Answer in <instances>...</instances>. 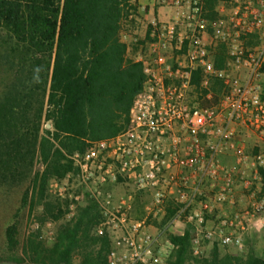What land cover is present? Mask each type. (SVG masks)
I'll list each match as a JSON object with an SVG mask.
<instances>
[{
    "label": "built area",
    "instance_id": "obj_1",
    "mask_svg": "<svg viewBox=\"0 0 264 264\" xmlns=\"http://www.w3.org/2000/svg\"><path fill=\"white\" fill-rule=\"evenodd\" d=\"M200 2L193 1L185 33L177 31L178 22L152 25L149 60L138 61L147 80L133 101L127 127L111 139L87 142L82 155L71 157L77 172L67 177L76 179L78 191L69 195L68 210L73 215L82 196L95 203L100 214L95 233L111 241L109 264H165L176 250L169 236L179 223L192 226L193 256L211 242L241 250L249 224L264 213L263 194L231 217L218 216L213 223L206 217L214 212V203L233 204V172L219 161L220 155L232 150L237 164L250 166L252 180L263 179L264 152L249 158L233 141L241 135L264 141V102L257 83L264 79L259 72L264 63V0H231V13L213 22L204 19ZM250 39L254 45L248 48ZM220 45L227 60L216 70L210 56ZM197 68L202 86L207 76H215L225 87L213 106L201 107L191 99V74ZM110 184L130 189L114 194ZM56 186L50 191L55 193ZM61 190L55 194L65 198L67 188ZM139 195L150 200L142 202L145 216L137 219L132 215ZM169 208L174 215L152 226L148 218L156 220Z\"/></svg>",
    "mask_w": 264,
    "mask_h": 264
},
{
    "label": "trees",
    "instance_id": "obj_2",
    "mask_svg": "<svg viewBox=\"0 0 264 264\" xmlns=\"http://www.w3.org/2000/svg\"><path fill=\"white\" fill-rule=\"evenodd\" d=\"M230 2L205 0L204 18L214 21L215 8ZM138 16V0H0V34L9 38L26 80L0 101V188L29 181L22 199L29 214L36 212L41 224L57 225L51 243L38 230L20 243L18 225H9L0 262L109 264L111 241L95 233L100 220L95 203L78 207L66 220L69 203L54 198L49 183L76 174L71 157L82 155L87 142L111 139L127 127L133 101L147 80L143 63L126 56L122 41L124 27L132 29ZM151 31L149 26L139 45L152 42ZM214 57V68L223 69L225 48L220 45ZM259 72L264 76V63ZM202 81L197 68L191 96L206 95ZM213 82L220 86V80ZM260 98L264 102V83ZM174 213L169 208L162 224ZM169 239L176 250L167 264H264L251 249L235 255L217 245L193 257L189 228Z\"/></svg>",
    "mask_w": 264,
    "mask_h": 264
},
{
    "label": "rangeland",
    "instance_id": "obj_3",
    "mask_svg": "<svg viewBox=\"0 0 264 264\" xmlns=\"http://www.w3.org/2000/svg\"><path fill=\"white\" fill-rule=\"evenodd\" d=\"M176 0H154V5L156 9H160L165 16L170 17L167 21L162 23H154L157 25H169L171 23L178 22V30L177 31H184V27L187 24V17L190 13V10L193 8V1L194 0H180L178 5L175 4ZM200 6L202 7L203 17H204V3L205 0H200ZM215 11L218 17L214 20H220L225 15H229L232 11V5L229 3L227 5L219 4ZM205 19V18H204ZM207 20V19H206ZM208 21V20H207ZM182 22V23H181ZM209 22V21H208ZM213 22V21H211ZM140 23V22H139ZM181 23V24H180ZM138 27H134L133 29L124 27L122 31V41L126 43L128 54L129 56L132 55L134 52H138L141 49V52H145L146 60H149L148 55V47L141 46L138 44L139 35L141 24H138ZM143 26H146L143 24ZM147 25L146 27H148ZM152 27V26H151ZM146 29V28H145ZM187 29V28H185ZM130 30V31H129ZM144 30V28H143ZM207 32L210 34L209 29ZM143 33V32H142ZM8 42L10 44H4ZM209 43V38L208 42ZM253 40H248L245 44L248 48L252 47ZM12 44L9 42V38L4 35L3 33L0 34V101L4 99L9 93H15L23 86L26 85L25 80V70L21 69L19 66L18 56L15 53H12L10 48ZM168 56H173V52L167 54ZM215 53H213L211 57V61L215 60ZM227 60V57H226ZM245 76V73L241 74V78ZM207 84L202 86V88L207 93L211 94L210 100H206L205 96L199 97L201 95H197L194 92V95L191 96L192 101H195V104L200 105L201 107H208L213 106L216 104L217 100L224 94L225 87L221 80L215 76H207ZM214 80H220V86L213 85ZM262 89V85L264 83V79H260L258 82ZM213 89V90H212ZM193 92V91H192ZM191 92V93H192ZM206 93V94H207ZM193 94V93H192ZM46 129V125L44 126ZM242 136V135H241ZM235 138L233 141L234 146L239 145L240 147H244V154L251 158L253 154L257 151L264 152V141H261L258 135H253L251 138H243V137ZM219 161L225 166L228 167L229 170H232L233 177H234V185L232 187V195L235 194L233 197L230 198L233 204H229L225 202L221 205L218 203H214V212L211 215H207L208 223H213L218 221V216L225 215L227 217H231L235 212H239L240 210L244 209L250 200L256 199L257 201L261 200V195L264 194V188H262V181H254L251 179V168L249 165H239L237 164L236 157L234 156L232 150L227 152L224 155H220L218 158ZM35 169H40V165H35ZM33 170V171H34ZM33 175V172H32ZM72 175V174H71ZM250 182V183H249ZM246 183H249L250 186H246ZM56 184V188H52V190L57 193V191H62L61 187H66L67 192L65 194V198H59L57 194L51 192V185ZM66 184V185H65ZM30 183L25 182L22 185L14 188H0V255L4 250V230L11 224H17L19 228V240L20 243L25 242L26 237L29 233L33 231H40L42 239L47 243H51L55 236L56 224L51 222H45L43 224L39 223L36 219V212L29 214L27 206H24L22 199L25 190L29 189ZM78 182L74 177L71 178L66 177L64 180L58 181H51L49 183V193L56 199L64 202L65 200L68 201L70 204V196L75 195L78 191ZM209 187V183H208ZM207 187V188H208ZM130 188L123 187V186H116L110 184L108 190L112 191L114 194H121L128 191ZM210 189V188H208ZM211 193V192H210ZM254 193L255 197L251 198V194ZM213 193L209 194V197L212 198ZM138 199L135 201V207L137 211L132 215L134 218L140 219L145 216L144 213L140 211L142 207V202H148L150 198L146 196H137ZM136 197V198H137ZM238 197V198H237ZM88 202L85 198L77 204L76 209L78 207H83ZM67 215L65 217L66 220H69L74 217L75 211L73 215L70 214V211L67 207ZM165 214L159 215L160 218L158 219H150L151 225L154 227H158L162 224ZM189 228L190 234L192 233V226L191 224L183 225L181 223L176 225V229L174 230V236H181L184 231ZM52 232V235L49 236L48 233ZM243 248L241 250L236 249L235 247H225L219 245L217 242L206 243L203 245L202 254L207 255L213 245H217L220 249L225 251L229 254L235 255H243L249 249H251L258 257L264 258V213L258 217L254 222L250 223L248 229L243 236ZM201 254V255H202ZM172 256V255H171ZM170 256V257H171ZM193 256V255H192ZM200 256V255H199ZM169 257V258H170ZM198 257V256H193ZM168 258V259H169ZM0 264H11L7 262H0ZM28 264V263H24ZM167 264V261L166 263Z\"/></svg>",
    "mask_w": 264,
    "mask_h": 264
},
{
    "label": "crops",
    "instance_id": "obj_4",
    "mask_svg": "<svg viewBox=\"0 0 264 264\" xmlns=\"http://www.w3.org/2000/svg\"><path fill=\"white\" fill-rule=\"evenodd\" d=\"M138 15L139 16L136 20L134 27L135 26L138 27L139 26L138 24H141V26H140L141 29L139 32L140 33L139 40L144 39V37L146 35V30L149 26H152L154 23L158 24V23L165 22L170 18L168 16H165L164 13L160 9L155 8L154 0H138ZM174 23H175V21H174ZM143 24L146 26L147 25H149V26L146 27V26H143ZM143 28H144V30H143ZM185 28L186 27H184V31H181L182 33H185L187 31V29H185ZM148 45L149 44H147L146 47H148ZM144 53L145 52H143V51L141 52V49H140L138 52H134V53H132V55L129 56L128 49H127L126 56L128 58H131L134 61H142L143 63H145L144 60L146 61V57H145ZM234 195L235 194H233L232 197ZM235 197H236V195H235Z\"/></svg>",
    "mask_w": 264,
    "mask_h": 264
},
{
    "label": "water",
    "instance_id": "obj_5",
    "mask_svg": "<svg viewBox=\"0 0 264 264\" xmlns=\"http://www.w3.org/2000/svg\"><path fill=\"white\" fill-rule=\"evenodd\" d=\"M46 129H51V124L50 123H48L47 125H46Z\"/></svg>",
    "mask_w": 264,
    "mask_h": 264
}]
</instances>
